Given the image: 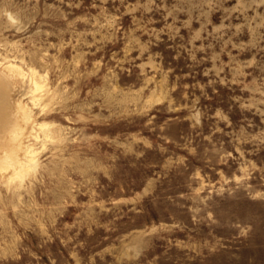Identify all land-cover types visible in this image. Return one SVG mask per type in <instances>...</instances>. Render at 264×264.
Returning a JSON list of instances; mask_svg holds the SVG:
<instances>
[{
    "label": "rangeland",
    "instance_id": "1",
    "mask_svg": "<svg viewBox=\"0 0 264 264\" xmlns=\"http://www.w3.org/2000/svg\"><path fill=\"white\" fill-rule=\"evenodd\" d=\"M8 65L0 264H264V0H0Z\"/></svg>",
    "mask_w": 264,
    "mask_h": 264
},
{
    "label": "bare ground",
    "instance_id": "2",
    "mask_svg": "<svg viewBox=\"0 0 264 264\" xmlns=\"http://www.w3.org/2000/svg\"><path fill=\"white\" fill-rule=\"evenodd\" d=\"M14 69H16V68H14L12 65L6 66L2 70H0V78L9 79L10 77H12L13 72H14ZM16 71L19 73V69H16ZM7 77H9V78H7ZM5 93H6V91H5ZM1 101H3V100L1 99ZM5 102H7V101L5 100ZM1 103H3V102H1ZM3 106H1V107H3ZM16 119H18V118H16ZM3 120H5V119H3ZM17 121H19V120H17ZM17 121L14 120L13 122L16 123ZM15 123L8 124L10 126V129L7 127V130L8 129L10 130V136H12V140H13V141H11V142H13L12 143V146H11V148H8V149L4 150L3 151V154L4 155L3 156H0V173L1 174H4V173H6V172L9 171L10 172L9 179H12L14 177H18L26 169L31 168V164H32L31 161H32V157H33V155H32V157H30V155L33 153L32 150L30 148H28L26 146H23L21 144L22 143L21 142V138H22L23 134H25V131H23L21 129V127L18 125L19 122L17 124H15ZM0 127H3V126H0ZM4 131H6V130H4ZM20 153H23L24 154V157H25V161L24 162L21 161V159L19 158ZM34 155H35V153H34Z\"/></svg>",
    "mask_w": 264,
    "mask_h": 264
}]
</instances>
